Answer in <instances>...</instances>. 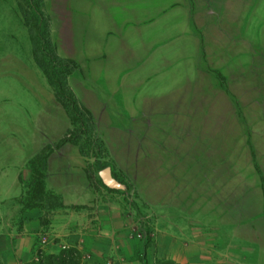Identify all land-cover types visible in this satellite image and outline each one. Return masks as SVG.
Returning <instances> with one entry per match:
<instances>
[{
  "label": "crops",
  "instance_id": "0c3cea01",
  "mask_svg": "<svg viewBox=\"0 0 264 264\" xmlns=\"http://www.w3.org/2000/svg\"><path fill=\"white\" fill-rule=\"evenodd\" d=\"M44 1L57 11V54L83 74L71 90L115 168L148 179L157 223L145 246L118 194L82 191L77 149H55L43 182L58 204L35 198L0 264L35 261L37 238L47 255L76 250L77 264L191 263L179 249L264 264V0ZM33 142L0 145V208L27 196L20 175ZM240 150L251 179L240 176Z\"/></svg>",
  "mask_w": 264,
  "mask_h": 264
},
{
  "label": "rangeland",
  "instance_id": "374dc122",
  "mask_svg": "<svg viewBox=\"0 0 264 264\" xmlns=\"http://www.w3.org/2000/svg\"><path fill=\"white\" fill-rule=\"evenodd\" d=\"M19 5L28 10L24 0H0V130L3 131L0 133V145H11V143H16V141L33 140L35 155H46L48 151L52 153L55 149L59 151L76 148L79 155L83 158L84 168L88 173L86 176L88 178L87 185L85 182L79 184L82 191L87 188V191L90 192L102 190L118 194L120 202L124 206V213L132 221L133 228H138L137 230L140 232L137 237H140L145 246L151 244L153 236L150 230L157 223V216L152 211L154 208L151 200L152 188L147 183L148 179L142 178L140 171L125 173L117 169V167L115 168L113 156L106 147L102 137L97 133L96 127L94 138L83 136L76 143L67 141L71 138L75 125L64 109L55 103L52 88L32 60L31 43ZM42 11L47 18L49 37L53 40L56 38L57 11L45 1L42 4ZM79 71V69H76V73L73 72L68 78L69 87L77 85L78 75H83ZM8 134L11 135L9 136ZM13 136L14 138H10ZM96 158L106 162L111 178L120 185L119 187L110 188L104 184L100 176V172L103 169H100V165L95 163ZM246 159V155L240 150L237 161L241 167H246L241 171L240 176L248 174V178L251 179L253 176L249 174L251 168L245 165ZM29 161L26 170H22L20 175V180L27 196L23 195L14 202H9L4 208H0V260H4L2 254L5 242L10 246L11 241L6 240L7 238L11 239L10 226L13 225L12 227L15 228L16 234L19 231H23L24 222L31 214L29 210L35 202L33 184L36 178L47 180L46 171H39L35 168L32 170ZM251 182L253 181L248 180L241 188L252 187ZM44 195V198H47V205L58 204L59 197L55 190L46 189ZM140 195L144 197L143 202ZM214 203V200L210 201L207 207L210 208ZM15 204L20 207L16 209L14 207ZM3 206L4 203L0 204V207ZM164 219L161 218L160 223H163ZM223 219L229 221L233 218L225 215ZM15 233L13 234L15 235ZM37 243L35 248L36 255L39 252L43 253L40 249L41 243L38 238ZM202 251L207 258H200V250L179 249L177 250L178 259L183 260L187 254L186 257H190L191 260V263L187 264H212L214 251ZM77 254L74 256L75 260H79V253ZM166 255L167 253L165 252L164 257ZM165 258L163 260H155L154 263H148L147 260L129 261L137 264H178ZM108 262L109 260H102V264H108Z\"/></svg>",
  "mask_w": 264,
  "mask_h": 264
},
{
  "label": "trees",
  "instance_id": "16d2710c",
  "mask_svg": "<svg viewBox=\"0 0 264 264\" xmlns=\"http://www.w3.org/2000/svg\"><path fill=\"white\" fill-rule=\"evenodd\" d=\"M24 1L28 10L21 5H19V10L28 31L32 60L52 88L55 103L64 109L75 125L71 138L67 141L76 143L83 136L94 138L93 117L81 105L68 84V78L78 68L77 64L73 60L60 57L57 54L55 44L49 37L47 18L42 11L44 0ZM50 153L51 151H48L46 155L36 154L29 161L31 169L45 170L47 157ZM95 163L100 165V169L108 166L106 162L98 158ZM33 188L35 191L33 198H39L45 193L42 179L36 178ZM77 253L73 249H64L57 255H46L39 252L36 255V260L28 264H77L79 260L74 258L78 255Z\"/></svg>",
  "mask_w": 264,
  "mask_h": 264
},
{
  "label": "water",
  "instance_id": "95a60500",
  "mask_svg": "<svg viewBox=\"0 0 264 264\" xmlns=\"http://www.w3.org/2000/svg\"><path fill=\"white\" fill-rule=\"evenodd\" d=\"M100 176L104 182V184L110 188H117L119 187L120 185L117 184V182L115 180H113L110 176V171L108 168H105L103 169L101 172H100Z\"/></svg>",
  "mask_w": 264,
  "mask_h": 264
}]
</instances>
